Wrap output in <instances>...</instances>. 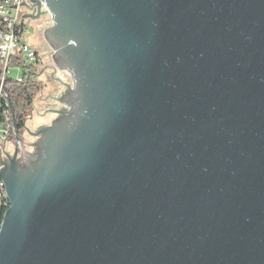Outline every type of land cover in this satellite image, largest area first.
<instances>
[{"label":"water","instance_id":"95a60500","mask_svg":"<svg viewBox=\"0 0 264 264\" xmlns=\"http://www.w3.org/2000/svg\"><path fill=\"white\" fill-rule=\"evenodd\" d=\"M29 3L72 85L0 169V264H264V0Z\"/></svg>","mask_w":264,"mask_h":264},{"label":"trees","instance_id":"16d2710c","mask_svg":"<svg viewBox=\"0 0 264 264\" xmlns=\"http://www.w3.org/2000/svg\"><path fill=\"white\" fill-rule=\"evenodd\" d=\"M19 60L20 59L16 58L13 61V65L14 67H21L23 69L21 77L13 79L8 76L5 80V85L9 97H7L5 90L0 95V130L3 128L8 130V140L16 141L18 136L22 143L24 125L32 115L35 98L37 94L42 91L43 85L41 81L37 79L36 71V64L41 63V61L36 59L34 63L26 65ZM8 98L11 100L15 110V119L12 118ZM7 208L8 200L4 196L3 190H0V227Z\"/></svg>","mask_w":264,"mask_h":264},{"label":"built area","instance_id":"2783aa9c","mask_svg":"<svg viewBox=\"0 0 264 264\" xmlns=\"http://www.w3.org/2000/svg\"><path fill=\"white\" fill-rule=\"evenodd\" d=\"M4 1V8L0 9V95L4 91L3 84L11 73L13 61L17 58L26 65L37 59L36 49L28 40L29 26L24 23L22 7L25 0ZM7 129L0 130V137L8 135ZM0 190L2 182L0 181Z\"/></svg>","mask_w":264,"mask_h":264},{"label":"rangeland","instance_id":"374dc122","mask_svg":"<svg viewBox=\"0 0 264 264\" xmlns=\"http://www.w3.org/2000/svg\"><path fill=\"white\" fill-rule=\"evenodd\" d=\"M47 26L50 25L49 24L46 25L45 28ZM32 31L34 33V29ZM41 38H42L41 41L43 42L44 46L41 49L40 46L38 47L40 51L42 50L40 53L42 55L40 61L41 63H43V65H48L51 62H53L52 49L50 48V46L47 44V42L42 36ZM11 70H12L10 73L11 78L17 79L21 77L23 70L21 67L12 66ZM40 79L42 81V85L44 86L45 83L43 81L47 80V75L44 73L43 75L40 76ZM56 80H53L51 78L50 79L51 85H49L46 89H42V91H40L35 98V104L32 109V115L30 119L26 122V125L28 126L31 132L37 131L40 126L51 124V122L57 117L55 113L52 114L51 112L52 109L56 107V105L54 106V101L57 102L59 105H61L60 102L58 101V98L60 97V93L63 89L61 88V85L57 83L58 81ZM35 139H36L35 135L26 133V135L23 136L22 143L20 142L16 145L17 143L16 141L8 140V135L4 137L1 136L0 137V169L3 167V163L4 161L7 160L8 156L10 157L13 156L16 147L19 148L18 157L23 153L29 154V151L32 150V147H29L28 144L32 142L33 143L36 142L37 140Z\"/></svg>","mask_w":264,"mask_h":264},{"label":"flooded vegetation","instance_id":"af4514ba","mask_svg":"<svg viewBox=\"0 0 264 264\" xmlns=\"http://www.w3.org/2000/svg\"><path fill=\"white\" fill-rule=\"evenodd\" d=\"M29 5H30V7L29 8L28 7L26 8V6L23 3L22 16H23V19H24V23L27 26H29V29H30V33H29V36H28V40L31 43V45L36 49V52H37V60L38 59L40 60V58L42 57V55L40 54L42 50L40 51L38 47L40 46V49H41L44 46L43 45V42L41 41V39H42L41 36L45 39L44 31L48 27H51V25H52V24H50L51 23V17L48 14H43V13H41L39 15L37 6H33V4H31V3H29ZM48 24L50 26H47L45 28V26L48 25ZM33 29H34V33L32 31ZM45 41H46V39H45ZM55 105H59V104L54 101V106ZM56 116H57V114H56ZM27 127L26 128L24 127L23 136H25L26 133H29L28 130H27ZM37 139H38V137H36L35 140H37ZM34 143L32 142V143H29L28 144L29 147H32V150L33 149L35 150V147L33 146ZM32 150L29 151V154L31 156H32V153L34 152V150L33 151Z\"/></svg>","mask_w":264,"mask_h":264},{"label":"crops","instance_id":"0c3cea01","mask_svg":"<svg viewBox=\"0 0 264 264\" xmlns=\"http://www.w3.org/2000/svg\"><path fill=\"white\" fill-rule=\"evenodd\" d=\"M36 69H37L36 70L37 71V79L39 81H41V79H40V76L41 75H43L44 73L47 75V80L46 81H43L45 83V85L43 86V89H46L49 85H51L50 84V79L51 78L53 80H56L57 79L56 80V81H58L57 83H59V80H62L63 82H65V83L68 82L69 84L72 85L71 75L67 71H62V70H59V69L56 72H54L55 66H54V63L53 62H51L48 65H43V63L36 64ZM41 83H42V81H41ZM59 85H61V88L63 90L66 89V87L63 84H60L59 83ZM62 106L63 105H56V107L52 109V113H53V110L62 109L63 108Z\"/></svg>","mask_w":264,"mask_h":264},{"label":"bare ground","instance_id":"6f19581e","mask_svg":"<svg viewBox=\"0 0 264 264\" xmlns=\"http://www.w3.org/2000/svg\"><path fill=\"white\" fill-rule=\"evenodd\" d=\"M1 8H4V1H0V9ZM1 182H2V190H3L4 196L6 197V192H5L4 183H3L2 179H1Z\"/></svg>","mask_w":264,"mask_h":264}]
</instances>
